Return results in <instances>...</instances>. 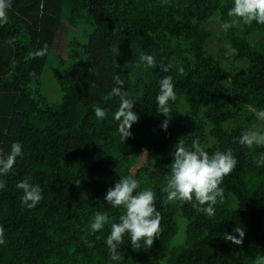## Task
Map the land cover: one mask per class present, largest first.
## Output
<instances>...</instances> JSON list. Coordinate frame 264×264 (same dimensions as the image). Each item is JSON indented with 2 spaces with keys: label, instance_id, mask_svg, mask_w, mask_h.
I'll return each instance as SVG.
<instances>
[{
  "label": "trees",
  "instance_id": "16d2710c",
  "mask_svg": "<svg viewBox=\"0 0 264 264\" xmlns=\"http://www.w3.org/2000/svg\"><path fill=\"white\" fill-rule=\"evenodd\" d=\"M232 7L233 0H11L0 26V150L19 142L24 155L0 175V264H264V166L255 160L264 147L238 142L264 111V24L222 30ZM140 52L158 66L146 67ZM50 61L55 101L45 91ZM115 74L137 101L139 118L124 140L114 119L119 97L104 100ZM168 75L176 92L170 119L156 105ZM93 105L107 117L97 119ZM197 138L209 154L231 149L238 160L211 217L193 208L195 200L169 202L164 191L175 145L183 139L191 147ZM128 176L156 193L162 231L148 249L132 248L126 235L116 262L106 240L123 206L104 197ZM28 177L43 190L32 209L16 187ZM97 211L109 222L89 234ZM237 227L240 244L225 239H240Z\"/></svg>",
  "mask_w": 264,
  "mask_h": 264
},
{
  "label": "clouds",
  "instance_id": "9594fccd",
  "mask_svg": "<svg viewBox=\"0 0 264 264\" xmlns=\"http://www.w3.org/2000/svg\"><path fill=\"white\" fill-rule=\"evenodd\" d=\"M11 8V0H0V26L8 20V10ZM228 16L233 18L230 22L222 24V30L227 31L234 26L251 25L253 22L264 24V0H233V7L229 10ZM231 55L236 50L226 45ZM47 51V45L35 53L36 56H43ZM139 60L146 67L156 68L157 61L152 55L140 52ZM161 71L168 72L171 65H159ZM180 71H183L181 68ZM115 87L104 97L109 100L112 97H119V106L114 113V119L118 122V133L122 140L131 136L130 129L138 121V114L132 111L137 102L134 97L129 96L123 90L124 80L120 75L113 76ZM159 92L156 95V105L159 113L166 118H171L172 110L169 102L176 100L175 85L171 75L164 76L158 82ZM94 86V83L92 84ZM93 111L97 119H105L108 115L106 108L93 105ZM260 123L242 131L239 143L248 148L254 146L264 147V111L258 114ZM168 119L163 122V129H167ZM24 155L23 145L14 142L10 152L4 153L0 150V175L9 173L18 157ZM257 166H264V153L255 158ZM238 160L231 149L209 154L199 142V139L192 141L191 147L185 145L183 139H179L175 145L173 162L170 164V176L164 189L167 192V200L174 202L181 200L192 202L197 212L204 213L209 217L215 214V206L223 200L224 189L221 187L224 178L235 170ZM6 181L0 180V189L5 187ZM16 187L22 190L20 202L28 209L37 206L43 200V190L38 184L31 183V178H25L17 183ZM140 189V181L132 176L120 178L114 185L107 189L105 201L112 207L123 206V212L119 216V223L111 224L110 234L107 236L106 244L109 257L112 261L122 260L119 248L125 243L127 235L134 249H148L153 246L154 240L162 231V215L156 208V193L152 188ZM206 205V207H205ZM109 216L99 211L95 212L93 222L90 225L93 234L104 228L109 222ZM234 232L238 233L240 239L230 234H225V239L235 244L242 243L244 231L237 227ZM5 230L0 226V245L6 243ZM86 246L92 247V243L82 237Z\"/></svg>",
  "mask_w": 264,
  "mask_h": 264
},
{
  "label": "rangeland",
  "instance_id": "374dc122",
  "mask_svg": "<svg viewBox=\"0 0 264 264\" xmlns=\"http://www.w3.org/2000/svg\"><path fill=\"white\" fill-rule=\"evenodd\" d=\"M64 34L66 32L62 31ZM63 39H58L57 48L58 50L62 47ZM44 79H45V91L48 94L51 101H55L57 99V96L59 94V91L57 89V85L55 82V73L53 72V62L50 61L48 64V69L44 72ZM176 238L178 241L182 240V230H179Z\"/></svg>",
  "mask_w": 264,
  "mask_h": 264
}]
</instances>
